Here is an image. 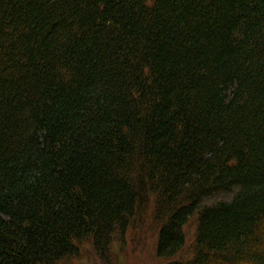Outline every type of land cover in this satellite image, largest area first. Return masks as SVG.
<instances>
[{"label":"trees","instance_id":"1","mask_svg":"<svg viewBox=\"0 0 264 264\" xmlns=\"http://www.w3.org/2000/svg\"><path fill=\"white\" fill-rule=\"evenodd\" d=\"M151 204L164 264H264V0H0V264Z\"/></svg>","mask_w":264,"mask_h":264},{"label":"rangeland","instance_id":"2","mask_svg":"<svg viewBox=\"0 0 264 264\" xmlns=\"http://www.w3.org/2000/svg\"><path fill=\"white\" fill-rule=\"evenodd\" d=\"M224 196L229 197L230 195L225 194ZM152 208L151 204L145 212L143 229H130L123 235V238L113 243L108 260H101L95 248L90 243H85L78 256L69 258V261L63 264H164L157 254L156 231L151 232L149 228L152 225L150 218ZM195 227V222L192 220L185 228L187 243L181 253L183 257L190 256L193 252Z\"/></svg>","mask_w":264,"mask_h":264}]
</instances>
